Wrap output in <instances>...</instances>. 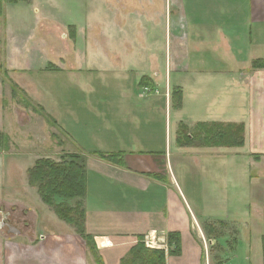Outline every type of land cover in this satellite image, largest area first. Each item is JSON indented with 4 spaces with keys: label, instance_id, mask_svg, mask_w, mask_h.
<instances>
[{
    "label": "crops",
    "instance_id": "obj_1",
    "mask_svg": "<svg viewBox=\"0 0 264 264\" xmlns=\"http://www.w3.org/2000/svg\"><path fill=\"white\" fill-rule=\"evenodd\" d=\"M145 1H149L148 9L143 6ZM145 1L122 0L118 14L123 17L119 18L118 26L114 24L116 14L112 13L111 18V11H104L107 17L96 23L102 29L98 31L103 37L99 46L92 36L86 35L88 26L83 21L61 19L54 12L59 10L57 8H53L55 18L50 17L44 22V30L65 29L69 35L59 39V49L47 47L45 56L40 53L48 63L56 66L54 72H71L83 77L108 76V79L109 74L115 75L116 79L123 76L129 80L128 75L138 78L136 86L128 83L124 86L120 80L113 96H95L92 100L88 92L92 88L88 85L85 92L89 109L101 119L85 122L90 123L97 134L67 136L79 149L71 154L81 155L84 159L85 191L80 200L83 233L92 238L103 264H120L137 242V237H145L150 232L164 242L168 233L179 235L177 253H168L172 248L162 242L166 250L165 264H209L208 258L204 263L205 247L200 237L199 218L191 203H186L168 159L175 148H216L218 151L211 153L214 157H222V150L227 148L206 144L180 145L177 140L180 125L187 127L188 132L184 134L191 140L190 132L198 123L242 124L243 146L228 148L234 150L230 157L244 155L250 166L245 173L242 171L245 178L248 176L245 200L249 204L244 221H239L240 225L246 223L249 241L247 244L239 241L231 258H223L220 264H263L264 68L253 67L252 62L264 59V0H166V6L161 0L156 3ZM22 2L4 4V22L6 11ZM111 5L106 6L110 8ZM150 9L156 14V18L148 22L155 21L151 26L144 24L147 20L143 17ZM138 10L143 14L139 15ZM132 23L133 27L128 29ZM80 29L83 38L88 39L84 45L85 63L76 59L75 63L72 61L75 67H59L54 62L63 61L62 53L70 50V32L77 37ZM156 33L160 34L158 40L154 37ZM98 57L102 60H97ZM153 75L164 79L167 84L164 92L166 90L168 96L157 86ZM141 77L154 82V89L158 88L159 93L152 94L157 99L151 95L141 96L143 87L138 85ZM176 89L181 92L178 108L172 106ZM118 93L120 99L116 97ZM65 99L72 101V98ZM100 101L104 102L102 107ZM161 102L165 143L161 154H155L144 147L148 140L137 139L135 135L139 127L147 125L146 122L151 121V124L153 120H159L155 111ZM114 109L118 111L117 116ZM66 114L71 116L70 111ZM169 119H172L171 136ZM68 120L69 117H61L55 123L62 134L69 135L73 131ZM6 152L10 160L1 162L0 181L7 189L0 193V203L18 201L19 207L23 206L27 212H23V217L6 213L7 223L19 232H10L6 226H0V264H97L82 234L60 223L54 215L35 211L43 202L36 188L31 186L28 170L41 155L35 156L22 169V161L32 155L30 151L22 149L15 153L13 149H6ZM113 152H119L121 164L104 160L98 154ZM11 164L13 166L8 169ZM19 189L23 192H16ZM10 208L16 209L13 203ZM17 217L21 227L12 221ZM205 218L213 220L206 215ZM38 221L39 226H35ZM194 225L199 227L198 231ZM251 226L255 227V232ZM254 234H260L258 254L251 253Z\"/></svg>",
    "mask_w": 264,
    "mask_h": 264
},
{
    "label": "rangeland",
    "instance_id": "obj_2",
    "mask_svg": "<svg viewBox=\"0 0 264 264\" xmlns=\"http://www.w3.org/2000/svg\"><path fill=\"white\" fill-rule=\"evenodd\" d=\"M152 1L156 3L158 0ZM161 1L166 6V0ZM121 2L122 0H26L22 2V5L13 6L10 11L9 9L6 11L5 22L2 18L3 15L0 17V169L3 160L5 162L10 160L6 149H13L15 153L22 149L30 151L32 155L29 154L30 156L25 157L21 167L32 162L35 156L41 155V158L34 162L39 160L42 162L39 174L29 177L31 186L36 188L43 202V204L39 203L35 211L54 215L60 223L63 222L75 230L81 224V190L79 188L75 190L70 186L67 188L66 183L70 178L64 180V175H62L64 171L60 170V164L63 163L67 167L77 166L81 168L79 170H84V159L81 155H77V157L71 155L74 150L79 149L76 144L70 141L71 137L67 136L97 134L90 123L85 122L89 119H101L93 113V109H89L88 101H86L88 95L85 90L87 91L88 85L92 88L88 89L91 100L95 96L105 98L113 96V91L118 87L120 80H123L122 85L124 86L127 83L131 84L130 86H136L138 78L128 75L129 80L123 79V76L122 79H116L115 75L109 74L108 79V76L83 77L71 74V72L58 74V72L47 71L48 62L43 58L44 51L47 47L50 50L53 49V46L58 48L59 39H65L69 35L65 29L57 32L44 30L46 27L44 22L50 17L55 18L54 12L56 16L64 20L83 21L82 23L88 26L86 35H89V38L92 36L95 44L99 46L103 37L98 33L102 30L97 25L99 24L98 19L102 20L103 17H107L108 14L103 13L110 10L109 16L112 18V13L116 14L113 18L114 24L118 26L119 18L123 17L121 13L118 14ZM148 2L145 1L143 5L146 9L149 8ZM108 3L112 4L110 8L106 6ZM53 8L59 10L53 12ZM138 14L142 15V10H138ZM143 17L147 20L144 23L146 25L149 20L156 18V14L150 9ZM153 22L148 25L151 26ZM130 27H133V23L128 25V29ZM159 35L156 33L154 37L158 40ZM83 37L80 29L79 35L70 39L72 43L69 46L70 50L62 53L66 60L54 63L59 67L69 65L75 67L72 61L75 63L77 59L84 64L87 59L86 53L84 54V45L88 39H85L86 36ZM40 53L43 56H40ZM98 59L102 60L101 57ZM144 63L146 62L143 61ZM153 79L159 84L157 86L160 87V90L164 92L167 85L164 84V79L156 75H153ZM152 93L158 94L159 89L151 91L143 88L141 96L151 95L157 99L158 97ZM164 93L166 95L167 91L165 90ZM116 97L121 98L119 93ZM65 98H72L74 103L72 104V101ZM78 99L79 101H77ZM102 102L100 101L101 107L103 106ZM162 105L161 102L155 111L159 115V120H153L151 124H149L151 121L146 122L147 125L143 124L142 127H139L135 135L137 139L148 140V144L144 147L155 154H161L165 143L164 121H161ZM56 110L58 112L54 115ZM69 111L71 116L65 115ZM96 111L99 110L96 109ZM113 112L116 116L118 115L116 109ZM61 117L66 119L69 117L68 124L73 127V131L69 135L64 132L62 134L55 125ZM171 123L172 119H169L170 136ZM242 138L244 141L243 136ZM214 150L218 151L216 148H175L171 150L168 162L173 166L177 183L184 192L186 203L188 201L191 203V207L199 218L200 237L205 247L204 263L208 258L209 264H220L223 258H231L239 241L242 240L246 244L249 241V229L246 230L248 227L245 222L240 225L239 221H244L246 216L244 213L247 212L249 204V201L245 200L247 194L245 181L248 176L245 178L242 171L245 173L250 166H248V160L244 155L237 154V157H230L234 153L231 148H224L222 157L212 156L211 153H215ZM249 161L251 162L250 159ZM14 165H17L16 162ZM11 166L13 165L8 166V169ZM251 175L252 172L249 173V176ZM230 179L233 180V185ZM4 188L7 189V186L0 181L1 194L5 193ZM16 192L22 193L23 190L19 189ZM17 202H1L0 205H3L0 206V211L4 215L10 212L9 214L23 217L22 214L26 209L23 206L19 207ZM12 203L16 209L10 208ZM205 215L213 220H207ZM26 218L32 223L29 217ZM18 220V217L12 218V221L21 227L22 224ZM35 226H39V221ZM194 227L198 231L199 227L197 228L196 225ZM251 229L255 232V227L251 226ZM247 231L248 233H246ZM259 235L256 234L252 238V254H258L260 250L258 247L260 245ZM156 238L158 247L162 242L167 246V239L164 242L160 237L156 236ZM164 252H166L165 249ZM240 254L243 255L244 252L241 251Z\"/></svg>",
    "mask_w": 264,
    "mask_h": 264
},
{
    "label": "trees",
    "instance_id": "obj_3",
    "mask_svg": "<svg viewBox=\"0 0 264 264\" xmlns=\"http://www.w3.org/2000/svg\"><path fill=\"white\" fill-rule=\"evenodd\" d=\"M20 1L26 0H0V17L3 15V7L5 3L14 4ZM70 37L73 38L74 34L70 32ZM252 66L255 68H264V59L263 60H254L252 62ZM47 70L54 71L56 70V66L51 63H48ZM139 87L148 88L153 90L155 87L154 82L147 77H141L138 82ZM173 107L178 108L181 105V92L180 90L176 89L173 92L172 101ZM178 132V143L180 145H187V146H202L206 144L210 145H218V146H227V147H240L243 145V126L242 124H228V125H221L211 123L209 125L204 123H198L193 128L191 135V140L186 138L185 134L188 132L187 127L184 125L179 126ZM181 139H185L184 142H181ZM204 140V141H202ZM99 156L107 161L110 162H117L121 164V158L119 152L113 153H98ZM74 157H77L75 154H71ZM41 160L34 163V167L29 171L28 174L30 176H37L41 170ZM61 168L64 172V180L70 178V180L66 183L67 188H73L77 190L78 188L81 190V196L84 194L85 189V181H84V170H79L81 168L77 166H65L63 163L60 164ZM48 167H51L48 165ZM74 169V170H73ZM59 170V169H58ZM30 179V178H29ZM49 187V186H48ZM47 187V188H48ZM77 232L82 234L84 240L86 241L87 246L92 251L95 261L97 264H103L96 248L94 247V243L89 235H85L83 233V225H82V213H81V224L77 229ZM262 243V253H263V264H264V235L261 238ZM167 245L172 249H168V253L174 254L177 253L179 250V235L177 232H171L167 234ZM165 255L163 248H150L146 247L143 243V237H137V242L134 244L133 248L130 249L129 253L126 257L120 262V264H165Z\"/></svg>",
    "mask_w": 264,
    "mask_h": 264
},
{
    "label": "built area",
    "instance_id": "obj_4",
    "mask_svg": "<svg viewBox=\"0 0 264 264\" xmlns=\"http://www.w3.org/2000/svg\"><path fill=\"white\" fill-rule=\"evenodd\" d=\"M156 240H157V238H156L155 234L150 233V234L145 236V238L143 239V242L147 247H158ZM162 246L163 245L161 244L160 247H162Z\"/></svg>",
    "mask_w": 264,
    "mask_h": 264
},
{
    "label": "water",
    "instance_id": "obj_5",
    "mask_svg": "<svg viewBox=\"0 0 264 264\" xmlns=\"http://www.w3.org/2000/svg\"><path fill=\"white\" fill-rule=\"evenodd\" d=\"M0 226H6L10 232H14V233L19 232L18 229H16L15 227H13L9 223H7L6 214L4 215L2 212H1Z\"/></svg>",
    "mask_w": 264,
    "mask_h": 264
}]
</instances>
